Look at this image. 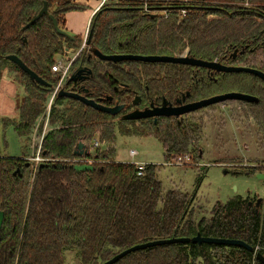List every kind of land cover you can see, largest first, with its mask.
Listing matches in <instances>:
<instances>
[{"label": "trees", "instance_id": "1", "mask_svg": "<svg viewBox=\"0 0 264 264\" xmlns=\"http://www.w3.org/2000/svg\"><path fill=\"white\" fill-rule=\"evenodd\" d=\"M117 1L103 5L94 15L88 32V38L92 34L90 45L81 50L83 39L58 33L49 16L25 27L47 3L49 13L64 30L66 14L83 6L73 0H0V82L9 69L25 88L18 104V120L3 117L0 128L13 127L28 140L42 118L38 128L41 136L47 102L60 78L51 70L56 57L80 50L72 67L79 61L89 63L92 75L85 85L96 101L111 96L112 101L104 103L124 104L129 109L136 95L147 105L161 97L174 101L187 92L193 102L241 92L259 98L258 103H241L264 136V82L259 77L212 74L178 64L87 60L91 48L107 55L188 54L264 72V0ZM236 50L246 52L233 58ZM11 55L51 86L32 81L7 59ZM53 75L57 76L54 80ZM68 83L65 89L71 86ZM49 125L52 129L41 146L47 161L36 173L24 156L9 157L0 152V212L5 214L0 264H64L69 249L78 250L81 264H102L137 244L198 234L242 240L264 254V199L259 207L252 198L218 203L209 218L197 220L193 213L196 195L177 189L165 191L157 178L159 165L147 164L139 175L134 163L115 158L117 130L122 135L154 136L165 149L166 162L200 152L204 119L191 114L157 122L125 121L57 96ZM96 137L108 146L94 151L93 171L77 172L73 159L78 158V143L83 141L90 151ZM114 264L262 263L255 252L242 247L190 242L139 250Z\"/></svg>", "mask_w": 264, "mask_h": 264}, {"label": "rangeland", "instance_id": "2", "mask_svg": "<svg viewBox=\"0 0 264 264\" xmlns=\"http://www.w3.org/2000/svg\"><path fill=\"white\" fill-rule=\"evenodd\" d=\"M117 2L108 0L104 5ZM79 52H66L56 57V61L62 60L65 64L68 58L78 57ZM255 64L259 65L257 62ZM81 65L83 62L79 61L74 69L72 67L73 72ZM56 77L53 75L52 80ZM15 80L13 74L9 76L6 71L3 73L0 82V119L19 118L18 104L25 95V88ZM193 115L204 119L206 126L199 145L200 152H190L192 161L189 165L182 168L168 165L165 149L154 136L122 135L118 130L114 144L116 160L159 165L157 178L165 191L177 189L196 195L193 213L197 220L209 218L216 204L223 205L234 198L263 200L264 179H259L258 174L264 175V136L259 132L254 118L247 113V107L241 102L230 101L202 109ZM41 119L28 140L20 137L13 127L0 128V152L9 157H34L39 148ZM51 129L49 125L47 132ZM95 139L102 141L97 137ZM106 146L108 143L105 142L102 148ZM130 150H136L138 155L131 157ZM64 264H81L77 249L66 251Z\"/></svg>", "mask_w": 264, "mask_h": 264}, {"label": "water", "instance_id": "3", "mask_svg": "<svg viewBox=\"0 0 264 264\" xmlns=\"http://www.w3.org/2000/svg\"><path fill=\"white\" fill-rule=\"evenodd\" d=\"M44 16H49V18L53 21L54 27L56 31L62 35H66L68 38L73 39V36H71L69 33H67L65 30H62L59 27V23L57 19L49 13L48 10V4L45 3L44 7L41 9V11L33 17V19L26 25L25 29L29 28L33 24H35L38 20H40ZM92 34L89 35V38L86 40L85 45H90V39ZM90 57L91 58H97L100 61L103 62H109V63H124V62H143V63H162V64H178V65H185V66H191L194 68H203L207 69L210 73H247L254 75L256 77H259L264 82V72L260 71L255 68L246 67V66H234V65H225L218 61H206L202 59H198L192 56H168V55H130V54H113V55H107L103 54L98 49L91 48L90 49ZM244 53V51H242ZM236 57V54L235 56ZM7 59L18 66L24 73L29 75L30 79L34 82H37L38 84H41L43 86L50 87L51 85L46 82L43 78H41L37 73H35L33 70H31L19 57L16 55L8 56ZM71 59V58H70ZM92 75V70L87 67H80L75 72L72 73V75L69 78V82H84L89 79V77ZM87 92V90H85ZM188 96L190 93L187 94ZM58 97H67L72 98L77 101H80L81 103L85 104L86 106H89L97 111L109 114L111 116H117L123 109V105H117L115 107H108L104 106L101 103L96 102L95 100L89 99L86 96H83L79 93L73 92V91H67L65 89H61L58 92ZM111 99V98H110ZM183 100H185V96L183 97ZM140 101V98L137 97L133 104L137 105ZM245 102V103H258L259 98L250 94H245L241 92H228L225 94L216 95L210 98L202 99L200 101H196L193 103H189L186 105H177L173 106L168 101H163V106L161 108H153V109H145L143 111L136 109L135 111L126 114L122 117V120L125 121H138L148 118H159V117H175V118H181L185 115H189L195 112H198L202 109L209 108L211 106H214L216 104L225 103V102ZM182 101L179 100L178 104H181ZM89 152L87 150V144L83 141L79 142L77 145V149L75 151V156L77 157H84L88 156ZM27 167H30V163H27ZM40 167H43V164L40 165ZM75 170L77 172H88L93 171L95 167L91 164H76ZM258 178H263L264 175L258 174ZM263 200H259L257 203V207L260 206ZM5 214L3 211L0 212V233L2 230V226L4 223ZM197 243V244H216V245H227V246H238L247 249L248 251L255 252L256 259L260 261L262 264H264V254L260 252H256L255 249L247 244L246 242L242 240H236V239H226V238H214V237H204L201 234H198L197 236L193 238L188 237H180V238H169V239H161V240H155L150 241L147 243H141L137 244L133 247H130L126 250H123L119 253H117L113 258L110 260L102 263V264H114L121 260L122 258L126 257L130 253L144 250L150 247H156L161 245H169V244H177V243Z\"/></svg>", "mask_w": 264, "mask_h": 264}, {"label": "built area", "instance_id": "4", "mask_svg": "<svg viewBox=\"0 0 264 264\" xmlns=\"http://www.w3.org/2000/svg\"><path fill=\"white\" fill-rule=\"evenodd\" d=\"M107 1L108 0H103L101 7ZM184 14H185V12H183V15ZM87 37H88V35H87ZM86 40H87V38H86ZM83 46H85V44ZM83 48L84 47H82L81 50ZM74 60H75V58L74 59H69L68 58L66 60L65 64H64V62L62 60L56 61L55 64L52 66V69H51L52 72L55 73V74H59L60 78H59V81H58L57 85L53 88V90L51 92V98L49 99L48 104L46 106L45 123H44L43 132H42V134L40 136L38 151H37V153H36V155L34 157L28 159V160H30V162H32V168H33V171L35 173H36L39 165L44 163L45 161H47V159L44 158L41 155L42 141H43V138H44V136H45V134L47 133V130H48L51 109H52V106L54 104L55 98L58 95V92L62 89V87H63L64 83L66 82V80H68V78L70 77L72 63H73ZM103 145H104L103 142H101V141H99L97 139H94L93 144L91 146V149H90V151H88L89 155L88 156H84V157L75 158V159H73V162L75 164H91V165H93L94 160L92 158V155L94 154V151L96 149L102 148ZM129 153H130V156L133 157V158H135L138 155V152L136 150H130ZM191 161H192L191 154H185V155L177 156L172 161L167 162V164L168 165H174V166H176L178 168H182V167H185V166L189 165ZM135 165H136V167H137V169L139 171V175H143L147 164L135 163ZM255 256H256V254H255Z\"/></svg>", "mask_w": 264, "mask_h": 264}, {"label": "flooded vegetation", "instance_id": "5", "mask_svg": "<svg viewBox=\"0 0 264 264\" xmlns=\"http://www.w3.org/2000/svg\"><path fill=\"white\" fill-rule=\"evenodd\" d=\"M246 7H249V8H252L253 6L252 5H248V4H246L245 5ZM254 8V7H253ZM242 51H244V53L246 52V50H242ZM242 51L241 52H239L238 50H236L235 52H234V54H233V58H237V56L240 54H244V53H242ZM235 54H236V57H234L235 56ZM188 55V54H187ZM187 55H183V56H187ZM179 57H181V56H179ZM94 58V57H93ZM92 58L90 57V54L88 55V57H87V60H88V62L91 60ZM97 59V58H96ZM103 62V61H102ZM80 67H87V68H90V66H89V63L87 64V63H83V65H81V66H79L78 68H80ZM77 68V69H78ZM76 69V70H77ZM91 69V68H90ZM198 69H203V68H198ZM75 70V71H76ZM92 70V69H91ZM207 70V69H206ZM74 71V72H75ZM72 71H71V75H72ZM70 75V76H71ZM70 78V77H69ZM69 78H68V80H66V82L64 83V85H63V87H62V89H65L64 88V86H65V84L67 83V81L69 82ZM87 81V80H86ZM86 81H84V82H81V81H78V82H76V83H74V82H69L68 84H71V86L70 87H68V89H65V90H67V91H73V92H76V93H79V94H81V95H83V96H86L87 98H89V99H92V100H95V99H93V98H91L90 97V95H89V90L86 88V85H85V83H86ZM85 90H87V92H85ZM189 92H187L186 94H183L180 98H177L176 100H174V101H170V100H168V99H166L165 97H161V98H156L155 100H152V101H150L147 105H142V97L141 96H139V95H136L133 99H132V102H131V105L133 106V107H131V108H129V109H127L126 108V106L124 105V104H115V105H108V104H106V103H104V101H112V97L111 96H108L104 101H96V102H98V103H101V104H103L104 106H108V107H115V106H117V105H123L124 106V109L117 115V116H114V117H118V118H120V119H122V117L124 116V115H126V114H129V113H131V112H133V111H135L136 109H139V110H141V111H143V110H145V109H153V108H161L162 106H163V101L164 100H166V101H168L169 103H171L173 106H177V105H186V104H189V103H193V101H191L190 99H189V97H190V95L188 96L187 94H188ZM58 96V95H57ZM56 96V97H57ZM185 96V100H183V97ZM137 97H139L140 98V101H139V103L137 104V105H134L133 104V101L137 98ZM111 98V99H110ZM103 100V99H102ZM179 100H181L182 101V103L181 104H178V101ZM80 102V101H79ZM196 113V112H195ZM193 114V113H192ZM189 115H191V114H189ZM185 116H188V115H185ZM185 116H183V117H185ZM183 117H181V118H183ZM162 118H167V117H159V118H148V119H143V120H138V121H136V122H140V121H146V120H150V119H153L154 120V122H157V120L158 119H162ZM171 118H175V117H171ZM258 203V201L256 200V204Z\"/></svg>", "mask_w": 264, "mask_h": 264}, {"label": "crops", "instance_id": "6", "mask_svg": "<svg viewBox=\"0 0 264 264\" xmlns=\"http://www.w3.org/2000/svg\"><path fill=\"white\" fill-rule=\"evenodd\" d=\"M73 1L76 4L83 6L84 8L82 10H75V11H71L66 14V22L64 25V30L67 33H69L71 36L79 37L83 39V41H85L87 38L88 32H89L93 17L98 12V10L101 8L103 0H73ZM5 71L9 76H10V73L13 74L14 76V73H12L9 69ZM138 163H141V162H138Z\"/></svg>", "mask_w": 264, "mask_h": 264}]
</instances>
